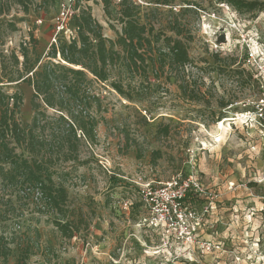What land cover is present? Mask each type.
<instances>
[{
  "label": "rangeland",
  "instance_id": "obj_1",
  "mask_svg": "<svg viewBox=\"0 0 264 264\" xmlns=\"http://www.w3.org/2000/svg\"><path fill=\"white\" fill-rule=\"evenodd\" d=\"M196 1L199 6H189L183 21L193 60L185 79L189 95L198 93L199 101L184 98L173 76L169 81L161 79L144 102L129 101L110 86L96 85L102 98L97 141L83 142L78 161L56 168L55 180L67 189V206L80 228L73 238L64 237L55 226L54 213L44 208L41 212L37 194L18 200L13 195L15 211L9 194L0 195L3 209L10 213L8 232L33 240L27 264H264V135L253 122L237 118L258 100L259 89L245 64L251 48L264 65V12L242 14L216 0ZM37 2L40 6H31L28 13L14 6L2 16L17 26L7 34L5 47L18 48L33 34L44 62L52 50L62 5L73 10L77 0ZM136 3L141 5L142 20L157 30L167 24L171 12L186 7L181 0L171 5L155 0ZM80 5L90 6L104 35L116 39L101 0H80ZM113 9L116 14L117 8ZM113 24L121 30L120 23ZM69 27H74L73 19ZM112 76L116 78V72ZM0 87L9 94L22 93L19 118L23 125L29 123L34 89L27 83H0ZM222 101L229 103L224 109ZM221 111L224 118H219ZM227 117L234 119L222 127ZM178 174L199 177L215 195L209 199L213 208L206 213L203 235L221 242L220 250L191 253L172 237L165 241L158 230L143 224L147 213L141 193L146 185L154 187ZM191 201L197 210L204 209L202 200ZM35 228L39 240L34 239ZM19 253L14 245L10 264Z\"/></svg>",
  "mask_w": 264,
  "mask_h": 264
},
{
  "label": "trees",
  "instance_id": "obj_2",
  "mask_svg": "<svg viewBox=\"0 0 264 264\" xmlns=\"http://www.w3.org/2000/svg\"><path fill=\"white\" fill-rule=\"evenodd\" d=\"M114 1L101 0L116 39L107 38L91 7L82 6L77 0L78 12L73 17L76 36L70 40L60 36L58 43L52 44L49 59L43 62L36 52L33 34L30 41L22 40L18 48L6 49L7 34L16 31L17 26L2 19L14 6L28 13L31 6H40L37 0H0V83H27L34 89V113L31 121L23 125L19 118L22 93L9 94L0 87V195L9 194V205L15 211L13 195L18 200L37 194L41 212L44 208L56 215L53 223L66 238H73L80 228L68 209L67 189L55 180L56 168L78 161L83 142L97 141V114L102 111V98L96 85L110 86L129 101L144 102L161 79L169 81L173 76L184 98L199 101L195 91L189 95L185 79L187 65L193 60L190 35L183 21L189 6L197 8L199 3L181 0L186 7L178 13L171 12L167 24L157 30L154 24L142 20L141 5L136 0H120L117 5ZM175 1L155 3L171 5ZM216 1L231 5L242 14L264 12L261 0ZM115 21L121 24V30L116 29ZM112 72H116V78ZM236 73L240 75L241 71ZM250 78H254L252 73ZM253 83L258 87L256 79ZM228 105V101L220 103L221 109ZM224 117L221 111L219 118ZM154 154L160 156L159 151ZM111 178L123 185L117 177ZM9 216L0 203V264H10L14 245L20 253L13 264H27L33 254V240L27 241L17 231L8 232ZM34 235V239H40L38 228Z\"/></svg>",
  "mask_w": 264,
  "mask_h": 264
},
{
  "label": "built area",
  "instance_id": "obj_3",
  "mask_svg": "<svg viewBox=\"0 0 264 264\" xmlns=\"http://www.w3.org/2000/svg\"><path fill=\"white\" fill-rule=\"evenodd\" d=\"M77 12L75 6L71 10L66 4L62 5L61 12L56 19V32L51 45L57 44L62 35L67 40L76 36V28H70L69 21ZM247 54L245 66L252 71L254 79L257 80L259 96L253 108L238 114L237 118L253 122L264 135V65L257 62L254 49L249 48ZM141 197L147 213L142 217L143 224L149 229L158 230L163 240L172 237L191 253L198 251L208 254L221 249L223 245L221 242L205 239L203 235L207 222L206 213L213 208L209 199L213 200L215 195L209 191L199 177L178 174L154 187L148 183ZM194 198L202 200L204 209L194 208L191 201Z\"/></svg>",
  "mask_w": 264,
  "mask_h": 264
},
{
  "label": "bare ground",
  "instance_id": "obj_4",
  "mask_svg": "<svg viewBox=\"0 0 264 264\" xmlns=\"http://www.w3.org/2000/svg\"><path fill=\"white\" fill-rule=\"evenodd\" d=\"M233 119H234V118H232V117H227V118H225V120H224L223 122H221L220 124H221V126L223 127L225 122H227V121H231V120H233Z\"/></svg>",
  "mask_w": 264,
  "mask_h": 264
}]
</instances>
